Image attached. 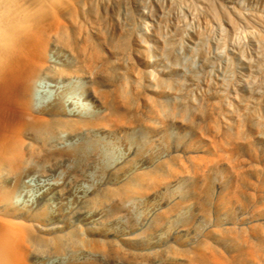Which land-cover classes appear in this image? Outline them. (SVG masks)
Segmentation results:
<instances>
[{
	"label": "rangeland",
	"instance_id": "rangeland-1",
	"mask_svg": "<svg viewBox=\"0 0 264 264\" xmlns=\"http://www.w3.org/2000/svg\"><path fill=\"white\" fill-rule=\"evenodd\" d=\"M94 1L40 48L39 124L0 110V264H264V47L221 0Z\"/></svg>",
	"mask_w": 264,
	"mask_h": 264
},
{
	"label": "bare ground",
	"instance_id": "bare-ground-1",
	"mask_svg": "<svg viewBox=\"0 0 264 264\" xmlns=\"http://www.w3.org/2000/svg\"><path fill=\"white\" fill-rule=\"evenodd\" d=\"M91 1L95 2L94 0H0V110L6 111L9 106L15 109L17 102L22 105V110L17 111L15 119L2 121V128L5 131L9 123L10 127L18 125L36 127L39 124V121L32 122L29 119L31 116L27 97L40 48L47 38L58 35L64 30L66 20L73 19L81 5ZM221 1L228 5L237 23L246 30L248 43L256 49L264 47V4L256 3L257 5L251 6L252 3L246 5L241 0ZM228 21L226 20L227 26L236 33L239 29L237 24L234 25L233 20ZM261 51L264 54L263 48ZM258 56L262 58L264 55ZM1 226V239L7 237L8 243L9 238L10 240L16 238L18 245L23 244L25 237L19 227L8 223Z\"/></svg>",
	"mask_w": 264,
	"mask_h": 264
}]
</instances>
